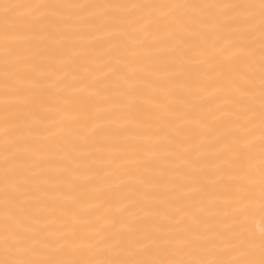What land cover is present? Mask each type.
Returning a JSON list of instances; mask_svg holds the SVG:
<instances>
[{
    "label": "bare ground",
    "instance_id": "1",
    "mask_svg": "<svg viewBox=\"0 0 264 264\" xmlns=\"http://www.w3.org/2000/svg\"><path fill=\"white\" fill-rule=\"evenodd\" d=\"M0 264H264V0H0Z\"/></svg>",
    "mask_w": 264,
    "mask_h": 264
}]
</instances>
